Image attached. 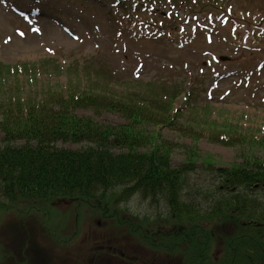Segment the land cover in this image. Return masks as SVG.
<instances>
[{"label":"rangeland","instance_id":"374dc122","mask_svg":"<svg viewBox=\"0 0 264 264\" xmlns=\"http://www.w3.org/2000/svg\"><path fill=\"white\" fill-rule=\"evenodd\" d=\"M116 1L0 0V67L6 64L21 69L14 80L10 77L13 82L6 88L14 91L10 94L13 106L15 103L19 109L31 106L38 101L34 98H44L53 91L60 93L73 88V93L81 94L103 92L104 88L113 89V96L121 103L136 107V99L146 96L147 91L170 92L173 88L174 106L184 110L188 107L177 112L172 121L174 125L142 123L156 136L153 146L162 151L159 153H167L173 166L188 167L180 182L183 191L213 187L210 194H215L220 186L212 183L221 169H244L248 166L246 161H264V0H225L222 9L212 8L211 11L208 4L214 0H120V5H116ZM185 16L189 17L186 22ZM246 19L252 24L245 26ZM229 21L233 27L226 24ZM223 55L230 60L218 59ZM93 68L113 71L115 84L100 82V77L91 73ZM225 73L231 76L225 78ZM93 79L96 88L91 84ZM97 79L101 87L96 84ZM148 81H152L151 85ZM180 83L183 87L187 83V88L180 91ZM88 85L91 87L87 88ZM189 92L196 93L194 99L192 95L187 99ZM131 96L136 98L134 106L127 102L132 100ZM78 113L115 125L127 121L121 114L107 111L97 114L89 108H79ZM153 113L154 121L168 120ZM223 130L242 134V137L234 136L229 143L220 142L216 135ZM3 137L0 130V146ZM84 145V142H58L59 147L72 150ZM150 148L152 146L148 145L143 149L150 151ZM127 192L130 197L122 206L128 205L138 215L146 214L152 198L142 195L140 190ZM248 197L260 205V208L251 207L248 203L254 213L252 221L264 223V214H260L264 211V193H251ZM213 198L217 196H211ZM210 200L207 198L206 204ZM164 203L162 200L163 206ZM239 204L221 206L222 210L215 213L216 220L223 214H227L225 217L234 214L232 209L241 213ZM235 205L237 207L231 208ZM239 216L223 222L231 224ZM0 219H3L0 235L9 236L3 226L8 220L1 216ZM96 221L92 215L83 226L75 228L74 219L72 224L64 218L58 219L59 232L82 230L77 241L79 246L64 249L73 253L50 255L58 257L59 261L48 264H83L79 251L93 245L89 234L99 231ZM257 232L261 231L252 235ZM11 238L9 236L2 250L14 252H9L11 256L3 253L0 264H17L11 260L17 259V244ZM195 242L196 250L188 256L192 264L202 261L205 250L199 249L201 241ZM236 244L235 253L242 257L245 251L238 241ZM211 245L208 243L210 249L205 252L206 256H217L220 263L230 264L231 256L234 257L231 251L223 250L216 255ZM128 251L134 252L141 262L139 247L129 246Z\"/></svg>","mask_w":264,"mask_h":264},{"label":"trees","instance_id":"16d2710c","mask_svg":"<svg viewBox=\"0 0 264 264\" xmlns=\"http://www.w3.org/2000/svg\"><path fill=\"white\" fill-rule=\"evenodd\" d=\"M91 73L99 74L102 83H110L113 78L112 73L109 76V72L103 69L97 71L95 68ZM6 74L11 75L12 70L0 67V78ZM93 81L91 84L96 88ZM96 84L101 87L98 79ZM72 90L53 91L32 102L31 106L19 109L15 107L18 103L13 106L10 95L0 88V94H3L0 98V130L4 134L0 146V196L5 199L0 198V216L8 220L3 225L4 233L11 236L17 246L24 244L28 254H34L36 245H40L37 234L44 226L48 228V219L53 217L52 204L60 199L91 201L99 198L107 203V208H111V204L117 205L119 200L130 197L128 190H140L155 204L165 201L172 208L170 214H176L179 220L183 218L184 211L194 219L203 207L210 208V203L205 201L212 188L183 191L180 182L188 167L173 166L167 153L166 156L159 153L162 151L158 147L154 148L156 136L147 131L142 122L156 126L168 122L154 121L152 109L144 102L148 99H136L138 105L131 107L118 101L112 94L113 89L103 88V92L81 94ZM131 98L127 102L134 106L135 98ZM153 104L155 112H165L158 102ZM79 108H89L97 114L105 111L118 113L126 116L127 121L119 125L103 123L91 115L82 116L78 113ZM58 142H84L85 145L72 150L59 147ZM148 145L152 146L151 152L143 149ZM246 162L248 169L232 168L217 172L214 183L221 181L218 183L220 187L217 198L210 201L216 203V210L219 205H230L241 197L246 199V189L254 187L264 192V162ZM128 213L127 209L118 212L117 218L122 219ZM1 234L0 258L3 253L6 255L7 251L2 249L9 240V236ZM182 238L184 235H180L179 226L168 238L176 241L168 245L178 246ZM185 240L190 248L196 247L194 238ZM170 253L178 255L180 250L173 247Z\"/></svg>","mask_w":264,"mask_h":264},{"label":"flooded vegetation","instance_id":"af4514ba","mask_svg":"<svg viewBox=\"0 0 264 264\" xmlns=\"http://www.w3.org/2000/svg\"><path fill=\"white\" fill-rule=\"evenodd\" d=\"M163 224H158L157 228L159 231H163ZM72 248V247H71ZM73 249V248H72ZM61 248H55L51 251L53 252H64L73 253V251H65ZM143 250H147V248H143ZM79 259H81L83 264H168V261L165 257L161 254H154L149 253L145 256V260H143L142 254L140 255L141 262L137 261V257L132 256L129 257L130 261L125 263L124 258L122 257L123 254L120 252L119 246L114 245H94V246H87V248L82 249L79 251ZM161 255V256H160ZM65 256L63 257V259Z\"/></svg>","mask_w":264,"mask_h":264},{"label":"snow or ice","instance_id":"6c2138e0","mask_svg":"<svg viewBox=\"0 0 264 264\" xmlns=\"http://www.w3.org/2000/svg\"><path fill=\"white\" fill-rule=\"evenodd\" d=\"M5 42H7V41H5Z\"/></svg>","mask_w":264,"mask_h":264}]
</instances>
